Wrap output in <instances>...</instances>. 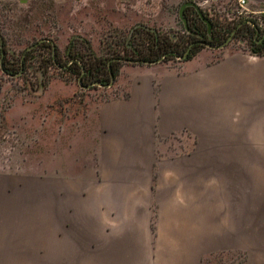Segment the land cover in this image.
Here are the masks:
<instances>
[{
  "label": "crops",
  "instance_id": "1",
  "mask_svg": "<svg viewBox=\"0 0 264 264\" xmlns=\"http://www.w3.org/2000/svg\"><path fill=\"white\" fill-rule=\"evenodd\" d=\"M210 55L133 64L47 177L0 174V264H264V167L241 153L264 149V55Z\"/></svg>",
  "mask_w": 264,
  "mask_h": 264
},
{
  "label": "rangeland",
  "instance_id": "2",
  "mask_svg": "<svg viewBox=\"0 0 264 264\" xmlns=\"http://www.w3.org/2000/svg\"><path fill=\"white\" fill-rule=\"evenodd\" d=\"M185 1L194 2L206 18L223 29L231 22L246 19L260 23L257 38L264 32V15L247 13L238 7L236 0H0V8L4 7L0 9L2 14L11 16L0 21L2 58L12 62L13 67L18 66L24 49L41 38L52 40L60 61L69 40L87 41L95 56L117 53L131 57L126 48L134 42L128 41V34L137 24L155 30L160 36L183 35L178 10ZM14 22L23 25L7 27ZM124 41L125 49L121 47ZM43 45L29 50L22 69L15 68L13 75L0 71V174L47 177L49 161L53 164L55 152L61 153L75 137L92 135L97 104L125 91L128 70L133 66L118 63L110 86L83 89L78 85L77 74L51 63L49 49ZM201 49L211 51L209 59L216 60L224 50L247 51V45L232 37L223 48ZM176 61L181 60L170 57L156 64L170 67ZM258 136L249 134L248 140H264ZM217 153L224 157L239 156V150L235 149L217 150ZM241 153L248 157V172L264 167V149L248 148ZM39 183V188L46 189V180ZM23 185L21 188H28L33 183ZM35 203L32 201L31 205L44 211L45 200ZM238 259L234 253H225L205 257L203 264H236Z\"/></svg>",
  "mask_w": 264,
  "mask_h": 264
},
{
  "label": "trees",
  "instance_id": "3",
  "mask_svg": "<svg viewBox=\"0 0 264 264\" xmlns=\"http://www.w3.org/2000/svg\"><path fill=\"white\" fill-rule=\"evenodd\" d=\"M4 7L0 8L3 10ZM0 10V11H1ZM8 11V9H5ZM0 21L11 17L6 13L0 12ZM181 17L185 21V25L182 24L183 35L176 37L170 33L165 36H160L155 30L143 27L139 24L131 28V32L128 34V41L133 40L134 45L128 43V49L131 52V57H123L126 59H138L142 61H154L166 52H173L176 55H181L187 46L192 43L189 51L186 55V59L192 57L199 48H204L203 45L197 43L202 41L210 45H218L222 43L229 35L231 30L234 29L233 37L239 40H243L247 45V51L253 55H264V36L257 38L256 25L253 20H238L231 22L224 29L221 25H216L210 18H207L210 23V31L207 32L206 25L196 14L195 10L187 6L182 10ZM27 20L23 21L26 24ZM23 24L17 22L11 23L7 27L20 28ZM1 25L4 23L1 22ZM5 26V25H4ZM12 29V28H11ZM264 31V29H263ZM142 34L141 38L137 34ZM1 38L0 54L3 46V39ZM177 39V40H176ZM258 39V40H256ZM50 43L42 42L46 48L49 49V53H53L55 57V63L61 65L58 61V55L56 48L50 40ZM125 41L122 42L121 47L125 49ZM65 55L72 59L70 65L65 69L71 74H77V80L81 86H86L92 82H97L102 85H106L109 82V73L112 76L116 75L117 64L121 63L116 60L110 61L112 58L121 57L117 53H110L107 56H95L89 47V43L85 40L78 42L70 41L65 46ZM170 57H174L171 54L166 55L161 61L168 60ZM182 61V60H181ZM15 68L19 69V66L13 67L12 62H5L0 60V71L8 76L13 75ZM125 92H123L124 94ZM238 264V263H237Z\"/></svg>",
  "mask_w": 264,
  "mask_h": 264
},
{
  "label": "water",
  "instance_id": "4",
  "mask_svg": "<svg viewBox=\"0 0 264 264\" xmlns=\"http://www.w3.org/2000/svg\"><path fill=\"white\" fill-rule=\"evenodd\" d=\"M187 6H190L192 7L196 14L198 15V17L201 19V21L206 25L207 27V32L209 33L210 31V23L208 21V19L204 16V14L201 12L200 8L192 1H185L183 3L180 4L179 6V10H178V18L181 20L182 24L185 25V21L184 19L181 17V13H182V10L187 7ZM233 34H234V29L231 30V32L229 33V35L226 37V39L218 44V45H210L208 43H205V42H202V41H198L197 43L203 45L204 48H207V49H220V48H223L226 44H228L230 42V40L232 39L233 37ZM264 36V32H263V35ZM0 44H1V38H0ZM192 45V43H190L187 48L184 50V52L181 54V55H176L175 53L173 52H166L165 54L161 55L159 58H157L156 60L154 61H142V60H138V59H126V58H123V57H116V58H112L110 61H118V62H123V63H130V64H145V65H149V64H156V63H159L161 62V60L168 54H171L174 56L175 59L177 60H185L186 58V55L189 51V48L190 46ZM29 48V47H28ZM112 80H113V76L111 73H109V82L106 84V85H102V84H99L97 82H92L91 84L89 85H86V86H81L78 82V85L79 87L83 88V89H88L89 87L91 86H100V87H108L110 86V84L112 83Z\"/></svg>",
  "mask_w": 264,
  "mask_h": 264
},
{
  "label": "flooded vegetation",
  "instance_id": "5",
  "mask_svg": "<svg viewBox=\"0 0 264 264\" xmlns=\"http://www.w3.org/2000/svg\"><path fill=\"white\" fill-rule=\"evenodd\" d=\"M257 33V32H256ZM263 35V34H262ZM262 37V36H261ZM42 42H45V43H50L51 41H50V39H48V38H41L40 40H38L35 44H32V45H29V46H27L25 49H24V51H23V54L21 55V57H20V59H19V61H18V66H19V70H21L22 69V67H23V59H24V57H25V54L27 53V52H29V50H32L34 47H36L38 44H40V43H42ZM29 47V48H28ZM3 50L1 51V54H0V60H2V61H5L3 58ZM64 58H63V60L62 61H60L59 60V57H58V61H59V63H61V65H58L57 63H55L56 61H55V57H54V55H53V53H50V61H51V63L53 64V65H55V66H57L59 69H65L66 67H68L69 65H70V63H71V61H72V59H69L66 55H65V52H64V56H63ZM6 62V61H5ZM38 84V83H37Z\"/></svg>",
  "mask_w": 264,
  "mask_h": 264
},
{
  "label": "built area",
  "instance_id": "6",
  "mask_svg": "<svg viewBox=\"0 0 264 264\" xmlns=\"http://www.w3.org/2000/svg\"><path fill=\"white\" fill-rule=\"evenodd\" d=\"M236 3L238 5V7H240L244 11H247V13H253V12H251V11H249V10L246 9V7H245V5H246L245 0H236ZM260 14H263L264 15V11L262 13H260ZM255 25H256V28H257L256 29V32H258L259 31L258 29L261 28V25H260V23H256V22H255Z\"/></svg>",
  "mask_w": 264,
  "mask_h": 264
}]
</instances>
